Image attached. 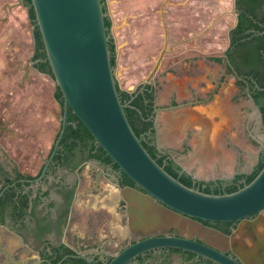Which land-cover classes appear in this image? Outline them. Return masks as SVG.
I'll return each instance as SVG.
<instances>
[{
    "label": "water",
    "instance_id": "water-1",
    "mask_svg": "<svg viewBox=\"0 0 264 264\" xmlns=\"http://www.w3.org/2000/svg\"><path fill=\"white\" fill-rule=\"evenodd\" d=\"M31 7L46 54L42 62L49 63L51 78L64 100L61 129L48 164L60 149L72 111L91 133L96 145L118 166L119 177L111 176L113 182L110 183L120 191L127 204L130 229L145 236L111 255V259L104 258V263L135 264L138 258L151 252L179 250L213 264H264V242H256L253 248L246 247L249 232L262 235L264 241V232H261L264 231V217H261L264 214V167L251 183L233 193L208 194L184 185L180 181L184 173L198 180L184 168L179 178L170 175L144 147L148 135L138 137L126 116L128 105L118 93L111 37L105 26L108 13L103 1L31 0ZM39 62L32 61L30 66ZM145 86L143 83L140 92ZM158 111L156 109L155 113ZM257 111L261 118L258 107ZM157 147L163 151L159 145ZM47 169L48 165L41 178L35 181L37 184L45 177ZM123 175L134 183L133 187L118 184ZM104 176L109 177L99 172L96 183ZM234 179L235 176L224 182ZM254 215H259L258 219H250ZM204 223L239 225L228 236ZM202 230L211 231L213 235L206 238L210 242L193 239ZM230 242H243L234 249L237 258L222 250L223 247L227 249ZM88 255L89 252L80 254L89 264H97V254L90 258Z\"/></svg>",
    "mask_w": 264,
    "mask_h": 264
},
{
    "label": "crops",
    "instance_id": "crops-1",
    "mask_svg": "<svg viewBox=\"0 0 264 264\" xmlns=\"http://www.w3.org/2000/svg\"><path fill=\"white\" fill-rule=\"evenodd\" d=\"M137 1H143L144 5L134 7L138 4ZM115 3L114 36L118 43L120 84L123 90L134 92L142 82L148 80L147 86L154 88L155 107L159 109L155 115L159 124V133L155 125L158 145L163 151L169 152L175 162L198 181L224 182L225 179L236 177L238 174H251L259 161L262 150H260V143H264L262 119L263 135L256 131L251 135L250 126L252 121H258V117L256 112H253L255 117L251 116L250 112H246V144L237 143L232 127V115L228 110L232 104L225 100L227 96L220 94L219 89L215 90L214 99L207 105L188 107L181 104L182 97L178 91H181V83H175L172 86L171 80H168L171 75L170 57L167 52L170 51L168 42L170 28L163 19V9L161 11L162 35H160L159 31L155 32L154 28L151 29L149 26L155 21L153 0H116ZM0 24H2L0 29L12 25V32H17V35L20 27L21 33L28 28L29 24L33 27L26 0H0ZM158 36L161 38L155 42ZM26 37L33 43L34 54L33 29L30 35L26 33ZM159 42L162 44L160 45ZM157 45L162 46V52L160 48V56L153 58L151 56L159 48ZM25 70L28 72L27 68ZM35 71L41 80L47 81L50 77ZM166 85L168 91L164 89ZM173 93L178 96L176 104L173 99L170 100ZM251 101V97L246 99V108L252 111L253 102ZM59 108L62 114L60 104L55 101L54 112L47 115L44 111L37 120L41 122L51 120L53 116L57 119ZM205 109L211 110L209 115H204ZM237 114L241 115L240 108ZM1 129L7 130L0 127V131ZM32 142L39 145L40 150L37 153L41 164L34 172L19 171L35 177L51 151L48 153L47 150H43L45 140L41 138ZM183 146H187L184 152L181 149ZM37 153H34L32 157L36 159ZM26 157L21 156L19 162L21 160L25 163ZM100 170L95 163L93 165L90 163L81 173L76 170L71 171L72 174L62 173L64 177L68 176L74 180L76 185L81 182L72 214L60 238V242L74 251L96 254L117 253L122 248V244L133 241L132 237L143 235L141 232L130 229L131 218L127 212V204L122 199L120 191L110 183L113 180L104 176L99 177L96 183ZM8 240L10 243L18 242L16 238L11 237Z\"/></svg>",
    "mask_w": 264,
    "mask_h": 264
},
{
    "label": "rangeland",
    "instance_id": "rangeland-1",
    "mask_svg": "<svg viewBox=\"0 0 264 264\" xmlns=\"http://www.w3.org/2000/svg\"><path fill=\"white\" fill-rule=\"evenodd\" d=\"M115 2L116 0H107L113 22L112 32L115 23ZM137 3L134 7L144 5L143 1ZM153 3L155 21L149 26L162 35L163 9V19L170 28V51L166 50L171 63V75L168 80H171L172 86L181 83V91L178 90L182 97L181 104L188 107L207 105L214 99L215 90L219 89L220 94L227 96L225 100L232 104L228 110L232 115L236 142L246 144V112H250L254 117L253 112H256L258 117V121H252L250 126L251 135L255 134V131L263 135L257 107L253 104L252 111L246 108V99H250L247 89L236 87L235 78L227 73L225 52L229 47V32L237 20L234 0H153ZM31 30L30 24L23 33L20 27L18 35L17 32H12V25L0 29V127L7 129L0 131V155L5 154L7 160L15 163L20 171L27 173L34 172L41 164L37 153L40 150L39 145L32 141H37V138L45 140L43 150L49 153L61 129L62 117L59 108L57 119L53 116L51 120H37L44 111L47 115L54 112L56 84L51 77L47 81L41 80L29 65L33 55V43L28 41L26 33L30 35ZM160 38L161 36H158L155 42ZM115 43L118 47L116 39ZM157 47L158 50L151 56L153 58L160 56V48L162 52V46ZM118 67L117 59L116 77L120 87L124 89L118 77ZM164 89H167V85ZM177 98V94L173 93L170 100L173 99L175 103ZM239 108L240 116L237 114ZM204 111V115L211 112L209 109ZM155 125L159 133L156 119ZM260 147L261 150L262 143ZM186 148L187 146H183L182 152ZM34 153H37L36 159L32 157ZM21 156H27L24 158L25 163L21 160L19 162ZM197 234L209 242L207 236L213 235L211 231L203 230ZM135 238L137 237H132L131 240ZM126 245L124 243L121 247ZM171 260L175 264H182L179 255H173Z\"/></svg>",
    "mask_w": 264,
    "mask_h": 264
},
{
    "label": "trees",
    "instance_id": "trees-1",
    "mask_svg": "<svg viewBox=\"0 0 264 264\" xmlns=\"http://www.w3.org/2000/svg\"><path fill=\"white\" fill-rule=\"evenodd\" d=\"M105 2V0H103ZM29 11V19L32 26H36L34 10L31 7V0H26ZM237 6L240 10L239 22L237 27L230 32V46L225 52L229 63L228 75L235 78V86L245 88L249 96L254 100L256 106L261 113V119L264 128V36H256L254 33H263L264 27V0H237ZM105 26L108 33L111 31L112 22L109 18L105 20ZM34 54L32 61H40L35 68L41 73L52 77L49 63L42 62L46 59L44 45L41 39L38 27L33 30ZM110 50L112 53V65L116 66V46L113 39L110 41ZM118 93L122 102L128 107L125 109L126 116L138 137L149 134L143 145L149 154L163 166L165 170L174 178H179L182 168L175 162L172 155L167 151H160L156 143L155 129V90L152 86L145 87L143 92L137 90L130 94L123 90L119 82H117ZM55 99L60 104L63 114L64 100L60 89L56 86ZM59 135V134H58ZM79 154H82L84 161L94 160L101 162L103 165H112L114 169H119L113 163L111 158L107 156L104 150L96 145L91 133L79 121V119L70 111L68 119V127L64 138L61 142L60 150L55 160L66 168L76 167ZM83 157V158H84ZM74 164V165H73ZM264 167V151L260 153L259 161L254 171L249 175H238L233 181L227 183V188L223 191L218 186L226 182L222 181H194L193 178L184 173L180 176V181L188 187H196L205 193H233L240 187L251 183ZM15 177H12L0 164V183H4L3 189L0 191V215L6 210L7 206L11 207V211L18 219L26 216L30 208V194L18 193V189L22 188V184L13 187V184L22 179L31 180L32 177L23 176L16 169ZM123 186H134V183L125 176ZM211 187H215L213 190ZM74 191H71L67 197L68 208L65 215H68L69 208L73 200ZM3 222V218L0 223ZM210 223H204L209 225ZM232 223H217L214 227L222 233L229 235L231 230L229 225ZM58 258L56 262H61L67 255L70 257L64 261L73 264H88L85 260L79 259L75 252L66 247H60L56 250ZM170 254H180L187 260L194 261V264H213L210 261L200 259L196 262V256L179 250H164Z\"/></svg>",
    "mask_w": 264,
    "mask_h": 264
},
{
    "label": "flooded vegetation",
    "instance_id": "flooded-vegetation-1",
    "mask_svg": "<svg viewBox=\"0 0 264 264\" xmlns=\"http://www.w3.org/2000/svg\"><path fill=\"white\" fill-rule=\"evenodd\" d=\"M103 3H104L105 12L108 13V18L111 20V14L110 11H108V7H107V0H105V2L103 1ZM234 7H235V14L237 16V20H236V25L234 26V28L230 30V32L237 27L239 22L240 10L237 6V0H234ZM263 10H264V6H263ZM260 25L264 27V24H260ZM112 27H113V22H112ZM112 27L110 33L108 34L111 37L110 41L111 39H113L114 44L116 46V66H115L116 69L117 59H118V47L115 43V36H114V31L112 32ZM230 32H229V46H230ZM256 36H264V35L257 34ZM226 61H227V57H226ZM31 62L32 60L30 61V63ZM35 66L36 65L30 67L34 70L39 71L38 69L35 68ZM228 69L229 67H227V70ZM143 83H146L145 87H147L148 80L142 82V84L139 86L138 89L134 91V93L137 90L140 91L142 89ZM147 135L150 136L149 134ZM58 136L59 135H57V138ZM156 143L158 145L157 138H156ZM53 149H54V145L52 147L51 152L49 153L48 158L43 163L40 172L35 177L28 174H23L22 172L19 171L15 163L6 159L5 154H3V156L0 155V164L12 177H15V172H14L15 169L23 176L32 177L31 180L22 179L17 183L13 184V187L17 186L18 184H22V188L18 189V193L30 194V208L26 216L18 219L16 215H14V213L11 211L12 209L10 206H7L3 215H0V220L3 218V222L0 223V236H1L0 264H63L64 261L68 259L70 256L67 255L61 262L57 263L56 260L58 258V252L56 250L59 249L60 247H66L68 249H71L68 246H66L63 242H60V238L62 237L61 234L65 229L69 221V218L72 214L74 205L76 203L75 201L77 199V195L80 189L79 185L81 182H78L76 185L74 180H72L68 176L64 177L62 173L69 172L70 174H72L71 171H75V170L81 173L85 171V168L87 167L88 164L94 162L98 166V168L101 169L99 172H103L104 175L107 174L109 176L107 178L114 176L115 178L118 179L119 177L118 175L119 169L118 170L114 169L112 165H103L101 162L94 160L84 161L83 159H85V157L82 154H79L78 160L76 162L77 163L76 167L73 166L71 168H66L60 165L55 160V157L57 156L59 151L54 157L53 162L51 164H48ZM262 151L264 150H261V152ZM47 165H48V169L46 170L45 177L42 179L40 183L37 184L35 181L41 178ZM79 180H81V178ZM124 181H125V177L123 175L121 181H119L118 184L123 186L122 184H124ZM227 183L228 182L219 184L218 186L220 187L221 190L224 191L228 186ZM3 186L4 183H0V191L3 189ZM214 188L215 187H211L212 190ZM71 191H74L73 200L69 208L68 215H65L66 210L68 208L67 197ZM258 217L259 215H254L250 219L255 220L258 219ZM261 217H264V214ZM216 224L217 223H210L207 226L212 229H216L214 227V225ZM238 225L239 224L229 225V229L231 230V233L228 236H231L233 234V232L238 228ZM261 232L263 233L264 231L261 230ZM137 236L138 237L135 238L136 240L145 237L141 234ZM10 237L16 238L18 242L10 243L8 240ZM193 239H196L198 241H204L199 236H194ZM136 240H133L129 244L133 243ZM256 242H261V244H263L264 242L263 236L254 232L253 233L249 232L248 234H246V247L253 248ZM242 243L243 242H241V244L239 242H232V243L230 242L229 247L227 249L222 248V250L225 251L227 254L231 255L232 257L237 258L233 252L234 249L237 250L239 246L242 245ZM129 244H127L125 247H127ZM125 247L122 246L120 250L124 249ZM72 251L75 252L76 254L75 257L84 260L80 256V254L83 253L82 251H74V250ZM95 254L96 253L89 252L88 257L89 258L94 257ZM113 254H116V252L114 253L105 252V254L104 253L97 254V258H96L98 260L97 264H105L104 258L111 259L112 257L111 255ZM175 254L181 257L182 264H194V261L187 260L180 254L177 253ZM175 254H170L169 252L168 253L164 252V250H159L148 253L144 257L138 258L135 261V264H175L171 260V257ZM195 260L196 262H198L200 259L197 260L196 258ZM65 264H73V263H65Z\"/></svg>",
    "mask_w": 264,
    "mask_h": 264
}]
</instances>
